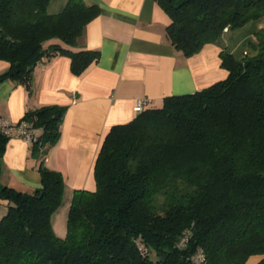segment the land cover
Returning a JSON list of instances; mask_svg holds the SVG:
<instances>
[{"label":"trees","instance_id":"16d2710c","mask_svg":"<svg viewBox=\"0 0 264 264\" xmlns=\"http://www.w3.org/2000/svg\"><path fill=\"white\" fill-rule=\"evenodd\" d=\"M50 1L0 0V59L9 63L0 81L30 88L43 58L69 57L74 74L99 58V50L74 47L100 7L67 0L49 13ZM155 1L184 56L264 17V0ZM254 38L241 61L220 51L224 79L168 95L110 127L94 163L95 188L73 190L62 237L51 217L64 176L43 156L59 139L66 106L27 109L21 120L38 129L31 156L40 158L41 184L0 185L7 201L0 264H189L198 247L204 264H264V27ZM6 141L0 135V155ZM186 230L188 242L179 245ZM252 255L261 258L250 262Z\"/></svg>","mask_w":264,"mask_h":264},{"label":"crops","instance_id":"0c3cea01","mask_svg":"<svg viewBox=\"0 0 264 264\" xmlns=\"http://www.w3.org/2000/svg\"><path fill=\"white\" fill-rule=\"evenodd\" d=\"M84 1L97 4L100 13L86 25L74 48L99 50L97 60L74 74L69 57L56 55L35 66L30 88L12 80L0 81L1 117L20 121L27 109L46 104L66 106L59 139L43 158L47 166L62 172L63 200L69 205L74 189L95 188L93 168L104 137L112 125L136 116L139 99L161 106L168 95L193 93L224 79L227 70L221 66L220 51L226 50L241 61L245 52H253L254 34L264 27L261 17L226 29L217 42L184 56L167 37L169 18L155 0ZM66 2L52 0L47 10L60 12ZM8 67L9 63L0 59V73ZM39 161L31 156V143L8 137L0 155V185L28 191L37 188L41 184L35 168ZM6 204L0 198V217ZM152 258L156 260L155 254ZM260 258L252 255L249 261Z\"/></svg>","mask_w":264,"mask_h":264},{"label":"built area","instance_id":"2783aa9c","mask_svg":"<svg viewBox=\"0 0 264 264\" xmlns=\"http://www.w3.org/2000/svg\"><path fill=\"white\" fill-rule=\"evenodd\" d=\"M246 53V52H245ZM150 102L147 99H139L137 102L138 111L145 106L149 105ZM38 129L34 128L30 122L26 120L14 121L12 119L0 116V135L8 138L11 136L21 137L25 141L31 143L36 139ZM189 231H184L179 245H185L188 242ZM142 253L147 254L142 245H140ZM205 254L202 247H198L192 255L189 264H204Z\"/></svg>","mask_w":264,"mask_h":264},{"label":"rangeland","instance_id":"374dc122","mask_svg":"<svg viewBox=\"0 0 264 264\" xmlns=\"http://www.w3.org/2000/svg\"><path fill=\"white\" fill-rule=\"evenodd\" d=\"M70 201V199H69ZM68 205L65 199L61 201L59 206L55 209L52 214V221L54 223V232L58 236H64L67 231L66 221H67V213H68ZM153 254V253H152Z\"/></svg>","mask_w":264,"mask_h":264},{"label":"water","instance_id":"95a60500","mask_svg":"<svg viewBox=\"0 0 264 264\" xmlns=\"http://www.w3.org/2000/svg\"><path fill=\"white\" fill-rule=\"evenodd\" d=\"M161 258H162V260H164V259H165V255L162 254V255H161Z\"/></svg>","mask_w":264,"mask_h":264}]
</instances>
